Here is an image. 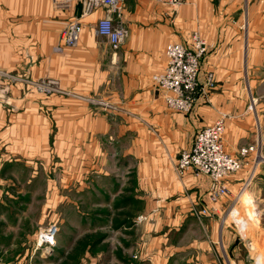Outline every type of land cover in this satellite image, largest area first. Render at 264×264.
<instances>
[{
    "label": "rangeland",
    "instance_id": "rangeland-1",
    "mask_svg": "<svg viewBox=\"0 0 264 264\" xmlns=\"http://www.w3.org/2000/svg\"><path fill=\"white\" fill-rule=\"evenodd\" d=\"M133 1L136 2L127 0L123 6L127 13L124 11L123 15L121 12L120 16L127 37L117 50H113L105 38L96 34L97 22L104 12L97 19V12H94L89 15L93 16L87 24H83L85 19L80 18L79 0H0V191L1 200H4L0 217L2 222L16 229L13 241L17 247L13 256L6 255V260L15 264L19 248H28L41 229L53 226L56 229L53 248L50 251L38 249L31 256L28 252L21 254V262L264 264V120H257L256 128L253 124V133L240 144L237 156L227 152L223 142L229 114L221 113L213 123L198 129L189 147L180 151L174 169L181 155L190 150L195 135L221 121L223 150L240 164V170L222 182L229 194L213 206L206 197L208 188L204 201H197L200 205L194 206L186 225L179 231L170 230L165 236L169 248L165 256L161 255V260L149 251L153 240L147 242L153 234L161 235V231L152 232L144 242L141 238V233H147V229L142 228L147 222L151 223L153 217L151 213L141 214L144 207L140 198L145 193L142 194L137 187V163L142 161L136 158V137L140 128L126 127V120L111 110L118 108L115 103L120 96L118 94L115 98L112 95L119 89L117 56L131 35L130 25L134 24L137 34L136 24L142 21L135 7L143 6L140 2L128 6ZM141 1L150 3H146V10L151 3L162 5L161 13L166 20L169 19V31L177 36L165 43L162 50L165 64L154 76L164 73L169 66L166 48L169 44L180 45L192 54L197 52L194 47L197 43L205 44V51L194 60V85L187 84V91L185 89L176 99L191 104L187 111L168 108L165 95L169 93L160 88L154 76L151 77L169 111L192 115L200 100L208 103L216 95L215 74L203 67L204 61L217 50L212 44L215 38L212 40L211 36L216 29L226 28L229 33L237 30L239 50L257 55L261 63L255 75L264 77V0H209L208 4L205 0H184L177 5ZM260 1L263 5L261 12L257 11ZM231 5L234 7L227 10ZM74 23L80 24V35L74 45H67L66 29ZM205 24L209 32L206 39L201 34ZM186 35L189 37L183 38ZM80 39L106 41L108 54L117 67L111 76L113 85L104 72L105 67L100 66L105 65L102 62L105 53L100 51L96 63L93 58L87 59L85 65L67 66L75 68L70 71L75 78L60 77L67 69L60 67L62 56L59 54L63 48H77ZM84 49L88 50V47ZM202 72H205L203 78ZM170 94L178 97L171 91ZM258 96L260 98L251 100L250 112L256 108V103L264 110V89ZM213 103L215 106L216 99ZM103 116L110 119L109 125L95 126L90 120H101ZM118 153L131 158L130 170L124 180L133 189L130 193H122L121 197L126 200L125 196L133 195L135 201L126 202L121 198L122 203L112 204L109 200L112 196L108 193L111 188L108 191L101 188H106V183L112 184L110 177L106 179L104 176L105 171H120L117 168L119 161H116ZM151 169L147 165L143 168L144 176H137L141 185L153 182L154 177L149 176ZM186 173L176 171L178 176ZM246 183L248 187L244 188ZM211 185L210 182L209 187ZM218 205L221 206L219 212ZM122 210L129 211V216L119 215ZM202 210L207 214L197 218L194 213ZM113 218L118 219L113 222ZM210 218L213 222L208 227L206 219L211 221ZM15 219L17 225L13 226ZM119 220H125L123 229ZM7 261L4 260L5 264Z\"/></svg>",
    "mask_w": 264,
    "mask_h": 264
},
{
    "label": "crops",
    "instance_id": "crops-1",
    "mask_svg": "<svg viewBox=\"0 0 264 264\" xmlns=\"http://www.w3.org/2000/svg\"><path fill=\"white\" fill-rule=\"evenodd\" d=\"M205 1L208 4L209 0ZM136 2H140L141 6H143L142 8L135 7V12L141 16L142 21L136 24L138 27L137 34H135V29L137 28H134V24L130 25L131 35L120 49L119 56H117L118 63H120L118 65L119 73L117 74L119 81L117 86H119V89L117 93H112V95L115 98L118 94L120 96L116 98L118 103H115L118 108L110 109L116 111V116H121V118L126 120V127L134 126L137 129L140 128V133L136 137V158L138 160L142 159V161H138L137 163L139 167L136 175L138 181L137 187L142 194L145 193L140 198L142 207H144L141 214L151 213V217H153V220L150 219L151 223L147 222L144 225L145 227L142 228L143 230L147 229V233H141V238L144 242L145 238L151 236L149 234H153L152 232L161 231V235L153 234L150 237L151 239H147L149 243L153 240L149 245L152 247L149 248L150 253L157 255V260H161L163 258L161 255L165 256L169 248L165 236L169 234L170 230L179 231L186 225L189 219H191L190 216H192L194 206L199 204L197 201L200 199L202 202L204 201V194L210 184L207 177L196 176L192 172H187L183 176L176 174L174 164L180 151L189 147L198 129L213 123L217 118H220L221 113H226L230 117L225 122L223 134L224 146L226 151L232 156H237L240 144L246 140L247 136L253 133V124L256 128L257 120L258 122L264 120L262 105L256 103V108L254 107L253 112H250V107H248L252 103L251 100H255L257 97L260 98L258 95L264 89L262 88L264 77H257L255 75L257 67L261 63V61L258 62L257 55L251 53V51H247V54H245L243 49L239 50L238 31L233 29V32L229 33V30L226 28L216 29L211 36L212 40L215 38L212 44L216 45L217 50L210 59L204 61L203 66L204 70H213L215 74L217 83L216 95L208 103L200 100L192 115L186 116L169 111L164 106L158 91L154 88L151 77L160 72L164 67L165 60L162 50L165 43L170 39H176L177 36L172 35L169 31L170 29L167 26L169 19L166 20V16L161 13L162 7L160 6L162 5L151 3L152 6L146 10L144 8H148L146 3L149 2L141 0H136ZM136 2H129L128 6ZM261 3L260 1L258 5L259 10L257 11L259 12L262 11L263 7ZM210 4L209 2L208 8ZM233 5L227 10L230 11V8L234 7ZM124 11L125 9L123 8V15ZM101 13H96V19L100 17ZM92 16L85 19L83 24H87ZM207 28L208 25L206 27L205 24L201 29V34L206 36L204 37L205 39L209 38ZM186 37L188 38L189 36L186 35L183 38ZM86 47H88V50L84 49ZM107 47L104 39H80L77 48H63L59 54L62 56L60 67L62 65L67 70L60 77L68 78L69 76V78H75V75H70V71H75V68L67 66L71 64L75 66L77 63L84 64L88 62L87 59L93 60V58V63H96L98 51H100L105 53L104 60L102 61L105 65L100 66L105 67L104 72L111 79L112 72L114 73L117 67L112 61L113 57L108 54ZM204 73L202 72L201 78H203ZM113 79L112 77V85ZM76 93L82 94V92ZM215 99L216 105L214 106L213 101ZM247 103L248 105H246ZM103 117L101 120H90L94 121L95 126H101V124L109 125L108 120L110 119L107 116ZM116 120L122 122L121 119ZM121 155L122 153H118L117 156L119 158L116 160L119 161L117 168L120 171L117 173L105 171L104 176L106 179L110 177L112 184L106 183V188H101L103 191H108V188H111V191L108 193L112 196L109 199L112 201V204L114 202L118 204L122 203L120 201L121 198L123 199L121 197L122 193H130L133 189L124 180L127 170H130L129 160L131 158H127V154ZM141 165L143 168L147 165L151 166L152 169L149 176L154 177L153 182L149 183V181L145 183V186L139 183L140 179L138 178L144 176V170L141 168ZM124 183L125 185H123ZM7 187L10 188L9 185ZM246 187H248V184ZM125 198L126 200L123 199V201L126 202H133L134 200L133 195L125 196ZM3 201L1 200L0 191V206ZM220 208L221 206L218 205L216 208L218 212ZM123 211L126 210H122L119 215L129 216V211H126V213ZM117 219L113 218L112 221L116 222ZM206 221L208 227H211L213 219L211 221L206 219ZM4 222H2L0 217V255L7 261L6 255L10 254V256H13L17 249L13 241L16 229L14 227L11 228L10 224L7 225ZM120 223L123 229L122 224L125 223V220L120 221ZM177 223L179 225L175 227ZM222 224L224 226V222ZM6 225L8 226L7 230L5 229ZM16 225L17 220L15 219L13 226ZM30 243L32 244L28 248H23V246L19 248L20 253L16 255L15 264H27L28 261L21 262L22 260L19 259V256L21 254L26 255L27 252L30 253V256L33 255L34 241L32 240ZM32 263L30 262L29 264ZM7 264H9L8 261Z\"/></svg>",
    "mask_w": 264,
    "mask_h": 264
},
{
    "label": "built area",
    "instance_id": "built-area-1",
    "mask_svg": "<svg viewBox=\"0 0 264 264\" xmlns=\"http://www.w3.org/2000/svg\"><path fill=\"white\" fill-rule=\"evenodd\" d=\"M149 1L177 5L184 0ZM126 2L127 0H79V4L81 5L80 18L82 20L94 12H104L97 22L96 34L105 38L113 50L118 49L128 34L120 19L122 8ZM66 31V44L74 45L80 35V24L78 26L77 23H74ZM194 47L197 52L192 54L190 51H184L180 45L169 44L166 47L169 66L165 69L164 73L153 77L160 88L167 94L169 93L165 95V102L168 108L187 111L191 106L186 100L176 99L180 98L179 96L185 89L187 91L189 85H194V60L205 51V44L199 42ZM173 51L180 52L179 59L175 58L174 54H172ZM187 68L191 69L190 73L186 70ZM170 91L178 97H172ZM222 133L223 125L221 121L211 127L200 130L195 135L190 150L181 155L177 161V167H175L176 171L180 174L193 171L192 173L195 175L205 176L209 179L212 185L209 187L206 197L213 203V206L220 202V198H224L229 194L228 189L222 183L223 180L230 174L240 170V164L223 150L222 143L220 142ZM247 184H244L243 187L246 188ZM194 214L197 218H200L204 217L207 212L206 210H202ZM55 234L56 229L53 226L41 229L34 242L33 254L38 249L50 251L55 244ZM0 264H5L1 255Z\"/></svg>",
    "mask_w": 264,
    "mask_h": 264
},
{
    "label": "bare ground",
    "instance_id": "bare-ground-1",
    "mask_svg": "<svg viewBox=\"0 0 264 264\" xmlns=\"http://www.w3.org/2000/svg\"><path fill=\"white\" fill-rule=\"evenodd\" d=\"M172 54H174V56H175L176 59H179V56H180V52L179 51H173ZM186 70L189 73L191 72V69L190 68H187Z\"/></svg>",
    "mask_w": 264,
    "mask_h": 264
}]
</instances>
